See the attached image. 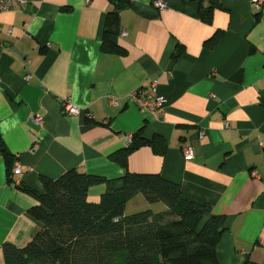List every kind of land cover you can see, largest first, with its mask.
<instances>
[{
  "label": "crops",
  "instance_id": "crops-1",
  "mask_svg": "<svg viewBox=\"0 0 264 264\" xmlns=\"http://www.w3.org/2000/svg\"><path fill=\"white\" fill-rule=\"evenodd\" d=\"M117 1L28 0L0 11V264L4 243L22 247L42 228L30 213L38 200L21 187L42 192V177L73 168L116 189L126 169L160 174L223 217L219 264H264V7L219 0L206 23L199 9L210 0ZM142 87L164 98L163 113L129 100ZM65 99L78 114L62 112ZM138 131L155 145L136 148L126 168L112 161ZM105 190L93 185L87 199Z\"/></svg>",
  "mask_w": 264,
  "mask_h": 264
},
{
  "label": "trees",
  "instance_id": "trees-1",
  "mask_svg": "<svg viewBox=\"0 0 264 264\" xmlns=\"http://www.w3.org/2000/svg\"><path fill=\"white\" fill-rule=\"evenodd\" d=\"M216 8H221L220 1L210 0L208 6H200L199 18L210 23ZM108 33L105 28L106 42ZM218 37L215 32L204 45L212 47ZM104 47L116 48L109 43ZM178 55L179 51L173 54ZM139 133L109 158L126 168L127 157L136 148L155 145ZM3 155L11 173V157L5 151ZM121 180L116 189L104 176L73 168L55 180L42 177V192L22 186L39 202L30 213L42 228L22 247L4 243V264H219L215 246L223 231V217L213 214L210 205L185 198L179 184L157 173L126 169ZM102 183L106 190L100 199L89 201L88 188ZM137 194L148 204L162 203L163 209L125 213L126 202ZM245 264L256 263L248 260Z\"/></svg>",
  "mask_w": 264,
  "mask_h": 264
},
{
  "label": "built area",
  "instance_id": "built-area-1",
  "mask_svg": "<svg viewBox=\"0 0 264 264\" xmlns=\"http://www.w3.org/2000/svg\"><path fill=\"white\" fill-rule=\"evenodd\" d=\"M85 1H90V0H85ZM28 0H0V11L2 10H7L15 5H22L25 6L27 5ZM155 5L159 7H164V3L160 0L155 1ZM254 7L255 9L259 10L264 7V1L262 0H254ZM126 32L125 30H122L120 32V35L123 36L125 35ZM129 100L132 103H135L139 109L144 110L149 113H153L156 115H159L163 113L164 109V98L161 95H157L153 89L147 88V87H142L137 90H134L130 96ZM61 110L64 114L66 115H74L79 113V108L75 105H73L68 99H65L61 101ZM31 122H33L36 125L42 126L44 123V119L42 116L39 115H33L30 116ZM185 159H190L192 157V152L188 148L185 150ZM20 171L19 165L17 163H13L12 166V172L15 174H18ZM252 175L257 176L256 170H252ZM115 221L117 219H114Z\"/></svg>",
  "mask_w": 264,
  "mask_h": 264
},
{
  "label": "rangeland",
  "instance_id": "rangeland-1",
  "mask_svg": "<svg viewBox=\"0 0 264 264\" xmlns=\"http://www.w3.org/2000/svg\"><path fill=\"white\" fill-rule=\"evenodd\" d=\"M140 196H142L141 194H139ZM138 198H140V197H138ZM135 199H132V200H130V202H128L127 204H126V209H125V211L127 212V213H133L134 211L136 212V211H140V210H142L144 207H146L145 205L146 204H148L145 200H144V198H143V196H142V198H141V200H142V202H143V205L142 206H140V204H139V202L138 203H136L135 201H134ZM137 200V199H136ZM162 207L163 206V204L162 203H158V205H153V209H155V210H158L159 209V207Z\"/></svg>",
  "mask_w": 264,
  "mask_h": 264
}]
</instances>
